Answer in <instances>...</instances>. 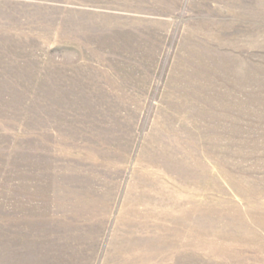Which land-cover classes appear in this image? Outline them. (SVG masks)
I'll return each instance as SVG.
<instances>
[{"label": "rangeland", "instance_id": "1", "mask_svg": "<svg viewBox=\"0 0 264 264\" xmlns=\"http://www.w3.org/2000/svg\"><path fill=\"white\" fill-rule=\"evenodd\" d=\"M0 264H264V0H0Z\"/></svg>", "mask_w": 264, "mask_h": 264}]
</instances>
